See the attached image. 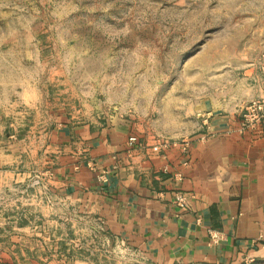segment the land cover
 <instances>
[{
	"label": "rangeland",
	"instance_id": "obj_1",
	"mask_svg": "<svg viewBox=\"0 0 264 264\" xmlns=\"http://www.w3.org/2000/svg\"><path fill=\"white\" fill-rule=\"evenodd\" d=\"M261 53L264 0H0V108L5 93L38 87L53 111L188 141L201 103L244 109L254 98L245 71ZM5 123L24 135L23 122ZM60 221L44 224L42 248H8L0 264H150L94 215Z\"/></svg>",
	"mask_w": 264,
	"mask_h": 264
},
{
	"label": "crops",
	"instance_id": "obj_2",
	"mask_svg": "<svg viewBox=\"0 0 264 264\" xmlns=\"http://www.w3.org/2000/svg\"><path fill=\"white\" fill-rule=\"evenodd\" d=\"M254 76L245 71L249 97L260 92ZM22 91L15 101L5 93L0 108V257L37 248L45 223L56 228L79 209L150 264H264V124L240 132L243 108L201 103L188 152H156L138 124L53 111L38 87ZM11 120L23 122L19 139ZM178 193L192 196L187 209Z\"/></svg>",
	"mask_w": 264,
	"mask_h": 264
},
{
	"label": "built area",
	"instance_id": "obj_3",
	"mask_svg": "<svg viewBox=\"0 0 264 264\" xmlns=\"http://www.w3.org/2000/svg\"><path fill=\"white\" fill-rule=\"evenodd\" d=\"M252 68L255 70V76L253 77V83L259 88V94L254 98H251L245 105L241 113L240 132L247 130H257L264 124V53H261L255 62L252 63ZM137 142L136 137L129 138V144L133 146ZM181 147L183 153H187L190 141L183 140L173 143H161L158 142L154 147V151L165 149L169 147ZM192 196H187L182 193H178L175 196V203L181 209H187ZM209 236L214 244H218L223 240V235L215 230H209ZM257 242L261 243L262 249H264V234H262ZM253 259H249V262H253Z\"/></svg>",
	"mask_w": 264,
	"mask_h": 264
}]
</instances>
